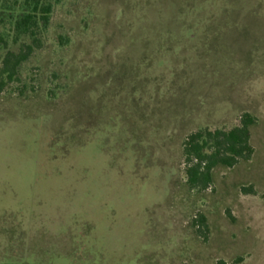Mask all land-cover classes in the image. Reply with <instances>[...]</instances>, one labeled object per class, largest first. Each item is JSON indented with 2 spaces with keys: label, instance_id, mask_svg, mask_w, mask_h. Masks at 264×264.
<instances>
[{
  "label": "rangeland",
  "instance_id": "obj_1",
  "mask_svg": "<svg viewBox=\"0 0 264 264\" xmlns=\"http://www.w3.org/2000/svg\"><path fill=\"white\" fill-rule=\"evenodd\" d=\"M0 264H264V0H61L9 80ZM250 113L254 153L191 189L187 137Z\"/></svg>",
  "mask_w": 264,
  "mask_h": 264
},
{
  "label": "trees",
  "instance_id": "obj_2",
  "mask_svg": "<svg viewBox=\"0 0 264 264\" xmlns=\"http://www.w3.org/2000/svg\"><path fill=\"white\" fill-rule=\"evenodd\" d=\"M61 0H24L21 13L16 17L18 37L29 42L18 52L8 50L2 60V72L9 80L19 75L20 66L36 49L42 47L41 31L49 26L53 6ZM255 118L250 113L242 116L241 123L229 130L201 129L191 133L184 143V156L191 189L208 188L213 182L212 170L223 165L233 167L241 160H249L254 147L251 143V126Z\"/></svg>",
  "mask_w": 264,
  "mask_h": 264
}]
</instances>
